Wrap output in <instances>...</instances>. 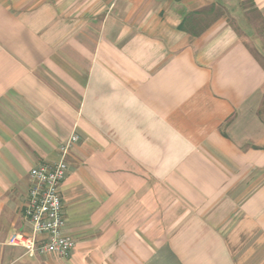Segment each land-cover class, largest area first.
Masks as SVG:
<instances>
[{"label": "crops", "instance_id": "crops-1", "mask_svg": "<svg viewBox=\"0 0 264 264\" xmlns=\"http://www.w3.org/2000/svg\"><path fill=\"white\" fill-rule=\"evenodd\" d=\"M73 132L75 246L29 255ZM0 264H264V0H0Z\"/></svg>", "mask_w": 264, "mask_h": 264}, {"label": "built area", "instance_id": "built-area-1", "mask_svg": "<svg viewBox=\"0 0 264 264\" xmlns=\"http://www.w3.org/2000/svg\"><path fill=\"white\" fill-rule=\"evenodd\" d=\"M80 136L73 132L60 146V158L54 163H42L30 171V186L24 205V216L30 233L15 232L9 243L21 246L29 255L66 257L75 246L71 235L63 232L62 181L68 171V155Z\"/></svg>", "mask_w": 264, "mask_h": 264}]
</instances>
